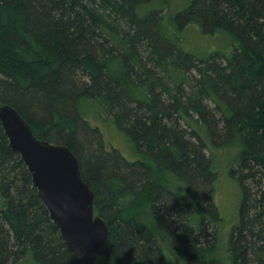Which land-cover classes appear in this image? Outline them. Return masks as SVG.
<instances>
[{"label": "trees", "instance_id": "1", "mask_svg": "<svg viewBox=\"0 0 264 264\" xmlns=\"http://www.w3.org/2000/svg\"><path fill=\"white\" fill-rule=\"evenodd\" d=\"M172 1L0 0V104L76 155L108 224L102 264H166L164 245L185 264H264V0ZM191 26L224 49H185ZM88 102L134 160L82 116ZM226 147L242 201L220 250L213 153ZM0 194V264H95L67 248L1 121Z\"/></svg>", "mask_w": 264, "mask_h": 264}, {"label": "water", "instance_id": "2", "mask_svg": "<svg viewBox=\"0 0 264 264\" xmlns=\"http://www.w3.org/2000/svg\"><path fill=\"white\" fill-rule=\"evenodd\" d=\"M0 121L67 248L77 257L96 252L108 236V224L95 213L94 192L81 175L76 155L65 144L37 137L11 104H0Z\"/></svg>", "mask_w": 264, "mask_h": 264}, {"label": "rangeland", "instance_id": "3", "mask_svg": "<svg viewBox=\"0 0 264 264\" xmlns=\"http://www.w3.org/2000/svg\"><path fill=\"white\" fill-rule=\"evenodd\" d=\"M170 7L176 9L178 4L173 0ZM184 48L198 57H205L213 50H223L227 41L224 35L208 36L202 33L198 26H191L183 30L182 33ZM195 74V72H193ZM82 116L94 126H97L107 145H111L128 160L136 157L133 143L129 137L120 131L112 121L104 119L98 113L97 107L88 102L83 107ZM102 115V114H101ZM96 146V144H94ZM87 146V144H86ZM238 147H226L218 151L215 150L213 158L217 177L214 183V202L220 214L218 221L219 228V249H225L227 237L231 228L239 221V207L242 201V187L238 180L231 174V167H236V154ZM2 197L0 194V207H2ZM166 250V264H185L184 257L172 251L164 245ZM95 264H102L103 259L100 253L93 254ZM22 264H34L30 260Z\"/></svg>", "mask_w": 264, "mask_h": 264}]
</instances>
